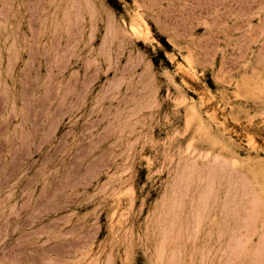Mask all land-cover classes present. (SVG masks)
Returning <instances> with one entry per match:
<instances>
[{
	"label": "rangeland",
	"instance_id": "rangeland-1",
	"mask_svg": "<svg viewBox=\"0 0 264 264\" xmlns=\"http://www.w3.org/2000/svg\"><path fill=\"white\" fill-rule=\"evenodd\" d=\"M0 264H264V0H0Z\"/></svg>",
	"mask_w": 264,
	"mask_h": 264
}]
</instances>
